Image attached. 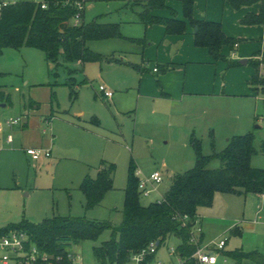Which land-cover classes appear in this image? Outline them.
<instances>
[{"label":"rangeland","instance_id":"374dc122","mask_svg":"<svg viewBox=\"0 0 264 264\" xmlns=\"http://www.w3.org/2000/svg\"><path fill=\"white\" fill-rule=\"evenodd\" d=\"M135 1L88 2L85 23L95 20L102 24L117 23L125 36V30H135V25L128 23L139 20L138 14L142 11ZM120 46L134 47L122 40L88 42L91 51L104 56L115 54L118 60L121 57L116 51ZM67 69L76 71L74 78L78 84L87 81L77 87L76 99L67 85ZM138 85L137 72L121 61L118 64H64L55 70L39 49L3 50L0 54V126H3L0 134V228L17 225L24 219L40 223L54 216L85 217L119 226L123 220L130 170L143 181L156 172L161 174L162 182L154 185L149 196L141 193L140 198L144 206L160 202L172 178L195 167L196 155L190 145L193 132L202 142L204 155L224 151L228 139L233 136L252 134L260 153L252 158L251 166L264 169V154L261 153L264 86L247 96L222 97L204 102L202 107L192 105L183 109L180 124L191 125L192 131L186 154L184 150L174 149L172 141L166 145L165 138L171 132L176 133L177 124L173 122L170 127L169 120L163 124L153 122L139 100ZM100 86L114 93L112 100L100 96ZM96 94L99 97L96 98ZM18 118L21 123L12 128L7 126V121ZM93 118L98 123H94ZM26 123L29 126H25ZM180 132L181 129H177L176 135ZM8 136H13L14 144L5 143ZM29 147L49 150L51 158L34 163L26 155ZM103 164L116 167L114 189L103 203L87 211L81 186L88 178L96 179ZM221 166V161L215 159L208 168L216 170ZM230 198L229 214L238 219L242 236L213 234L201 246L207 248L228 241L230 248L264 255V195ZM111 234L106 231L97 242L72 245L69 251L75 257L73 264H97L93 250L109 241ZM180 245L181 241L171 236L158 249L155 262L181 264L177 255H171ZM243 264L258 263L246 260Z\"/></svg>","mask_w":264,"mask_h":264},{"label":"trees","instance_id":"16d2710c","mask_svg":"<svg viewBox=\"0 0 264 264\" xmlns=\"http://www.w3.org/2000/svg\"><path fill=\"white\" fill-rule=\"evenodd\" d=\"M46 1L48 8L45 10L32 0H22L0 12V54L6 48L39 49L45 53L47 61L55 66V70L64 64L117 62L113 55L104 56L91 51L88 42L124 39L120 24H102L95 20L75 27L73 25V18L77 13L75 2L79 0H70V4H65L67 0ZM169 1L182 4L184 19L193 30L197 47L208 49L215 61L228 63V69L241 66L240 62L231 63L222 54V50L224 47L233 48L235 44L243 43L245 40L226 36L220 23L195 19L196 0H136L135 5L143 9L139 14L140 22L147 27L163 26L167 35H185L187 23L178 19L177 13L169 8ZM225 1L234 11L252 7L260 2V0ZM157 10H169L170 17L154 16L152 13ZM241 24L264 26V4L258 15H247ZM131 41L143 43V40ZM249 64L255 70L250 85L253 91L258 92L264 86L262 76L264 51L256 53ZM133 68L141 70L138 66ZM67 70L69 72L67 85L71 89L72 97L76 99L79 95L77 87L87 81L78 84L74 78L76 71ZM95 97L99 95L96 94ZM93 121L97 122L96 118ZM190 143L196 155L195 167L174 176L169 190L160 202L147 206L141 204L140 179L134 170H130L125 189L123 220L119 226L85 217L54 216L40 223L24 219L17 225L0 228V235L12 230L22 231L29 236L31 243L41 254L54 259L63 257L61 264H73L68 258L72 245L85 241L97 242L106 231L112 233L111 239L93 250L97 264L126 262L151 243L159 242L160 248L171 236H175L181 241L176 250L181 264H196L192 256L197 248L191 243V238L193 222L199 216V210L212 207L217 193L235 196L264 195V169L251 166L252 158L260 153L255 147L252 134L231 138L224 151L210 156L203 154L202 142L199 139L192 137ZM261 153L264 154V143L261 146ZM215 159L220 160L222 166L220 169L211 170L208 166ZM103 167L96 179L88 178L81 186L87 211L99 206L106 194L114 189L116 167L114 164H103ZM184 215L191 219L186 228H182L176 219V216ZM235 233V230L231 231V234ZM202 242L203 236L200 244ZM222 253L238 264L245 260L264 264V255L259 252L246 253L238 250Z\"/></svg>","mask_w":264,"mask_h":264},{"label":"crops","instance_id":"0c3cea01","mask_svg":"<svg viewBox=\"0 0 264 264\" xmlns=\"http://www.w3.org/2000/svg\"><path fill=\"white\" fill-rule=\"evenodd\" d=\"M263 4L264 1H260L252 7L234 11L225 0H196L195 19L220 23L226 36L232 39L245 40V42L238 44V47H224L222 54L231 63L246 59L248 60L247 66L240 63V67L228 69V63L215 61L208 49L197 47L195 45L193 30L188 21L184 19L183 6L180 2L176 1H169L168 6L177 13L179 20L187 23L188 28L185 35H167L166 29L163 26L155 25L147 27L140 20H136L128 23L135 25V30L127 28L128 30H125L126 35L124 39H113L126 41L134 45L132 48L125 46L118 47V51L116 52L121 59H116V55L113 54L117 60L114 64H118L121 61V64H125L132 69H134L133 66L140 67L141 70H134L139 77L137 89L139 100L142 101V106L146 110L145 113L157 124H163L169 120L172 122V125H169L170 127L175 122L177 124L176 128L181 129V134L176 135L177 129H175V134L171 132L172 134H169L165 138L166 145L171 144L172 141L175 143L174 149L184 150L186 154L189 153L191 143L190 145L188 144V138L192 132L189 129L191 125H181L179 120L182 115L181 112H183L182 110L188 106L202 107L201 105L207 101L213 102L222 97L229 96L243 97L255 92L250 85L255 70L250 66L249 61L256 53L264 51V26H243L241 21L249 14L258 15L261 12ZM152 14L163 18L170 17L169 10H157ZM131 40H143V43H135ZM263 73L264 68L262 69ZM34 106L38 107L36 104ZM93 122L98 123V120L97 122ZM25 126H29V123H26ZM227 136L232 135L228 134ZM192 137H195L194 132L190 137V141ZM229 141L230 139H228L227 145ZM5 143L12 145L7 143V138ZM30 149L40 148L29 147L26 149V153ZM27 157L29 156L27 155ZM30 160L34 162L31 158ZM102 169L104 167H101L98 174ZM230 196L240 197L217 193L212 207L199 210L203 241L207 238L210 239L213 234L220 236L226 233L231 237L242 236L243 231L240 224H238V219L229 214L230 203L232 201ZM233 230L236 231L235 234H231ZM235 248H230L227 241L224 251L230 253L243 250ZM224 257L222 253L220 264L224 263ZM227 259L237 262L230 258Z\"/></svg>","mask_w":264,"mask_h":264},{"label":"built area","instance_id":"2783aa9c","mask_svg":"<svg viewBox=\"0 0 264 264\" xmlns=\"http://www.w3.org/2000/svg\"><path fill=\"white\" fill-rule=\"evenodd\" d=\"M22 0H0V12L10 6L16 5ZM34 3L41 6L43 10L48 8V2L46 0H32ZM93 0H79L75 2V7L77 13L73 18V25L79 27L84 23V14L86 4ZM264 1V0H260ZM70 0H67L65 4H70ZM238 47V44H235ZM99 94L107 100H112L114 93L110 91L106 86H100ZM21 119H11L7 121L8 127H14L21 123ZM3 128L0 126V134ZM13 136L7 137V143L13 144ZM1 153V149H0ZM27 155L34 161L38 162L42 159L51 158V153L49 150L45 149H30L27 150ZM162 182V176L159 172L151 175L148 180H140L139 189L142 194L149 196L152 192V188L155 184H160ZM176 219L181 223L182 228H186L191 221L188 215L176 216ZM202 227L200 226V216L196 217L193 222V231L191 243L196 246V251L192 258L196 261V264H220V257L222 252L226 248L225 241H221L218 245H213L212 247L203 248L200 244V239L202 237ZM160 244V243H159ZM158 242L151 243L148 247L141 250L139 253L134 254L126 262H118L116 264H162L157 260L158 252ZM171 255H177L176 250L173 251ZM178 256V255H177ZM179 257V256H178ZM69 260L74 262V255H69ZM152 258L150 261L149 259ZM223 264H238L237 262L229 261L227 258H223ZM63 257L53 258L41 254L37 247L31 243L29 236L18 230H12L5 234L0 235V264H61ZM181 261V260H180Z\"/></svg>","mask_w":264,"mask_h":264},{"label":"water","instance_id":"95a60500","mask_svg":"<svg viewBox=\"0 0 264 264\" xmlns=\"http://www.w3.org/2000/svg\"><path fill=\"white\" fill-rule=\"evenodd\" d=\"M240 63L244 66H247L248 65V60L244 59V60H241ZM158 245H159V242H158Z\"/></svg>","mask_w":264,"mask_h":264}]
</instances>
